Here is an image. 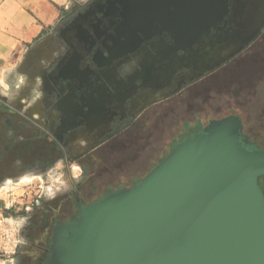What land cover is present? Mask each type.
I'll list each match as a JSON object with an SVG mask.
<instances>
[{"label": "flooded vegetation", "instance_id": "flooded-vegetation-1", "mask_svg": "<svg viewBox=\"0 0 264 264\" xmlns=\"http://www.w3.org/2000/svg\"><path fill=\"white\" fill-rule=\"evenodd\" d=\"M164 1L163 6L155 4L152 19L141 15L142 0H93L74 16L68 27L71 31L64 33L61 54L53 56L54 70L49 72L50 65L42 69L44 94L35 102L42 109L41 118L35 120L40 127L29 128L27 137L16 136L11 146L15 153L21 144L28 145L27 154H23L29 163H0L2 177L16 178L50 163L67 162L66 146L72 141H88L87 145L81 143L84 148L118 130L123 132L130 118L141 113L151 93L182 87L189 73L206 71L248 33L264 32V0H203L195 16L191 0ZM249 5L251 14H246ZM176 20L188 22V32L176 31L171 24ZM191 21H198L199 26L191 28ZM162 22L169 23L173 31L160 30ZM201 121L182 120L168 139V151L182 137L202 132L211 120L206 125ZM182 131L188 132L184 135ZM12 156L9 148L2 154L4 158ZM141 178L128 185L95 184L89 193L76 189L70 196L69 214L57 222L77 219L82 206L126 189ZM260 186L264 192V185Z\"/></svg>", "mask_w": 264, "mask_h": 264}, {"label": "water", "instance_id": "water-1", "mask_svg": "<svg viewBox=\"0 0 264 264\" xmlns=\"http://www.w3.org/2000/svg\"><path fill=\"white\" fill-rule=\"evenodd\" d=\"M161 2L142 0L141 15L152 19ZM199 2L189 1L194 16ZM171 24L188 32V22ZM172 26L162 22L160 30ZM260 134L244 135L239 118L229 115L182 137L137 183L57 223L42 264H264Z\"/></svg>", "mask_w": 264, "mask_h": 264}, {"label": "rangeland", "instance_id": "rangeland-1", "mask_svg": "<svg viewBox=\"0 0 264 264\" xmlns=\"http://www.w3.org/2000/svg\"><path fill=\"white\" fill-rule=\"evenodd\" d=\"M92 1L76 0L59 6V19L45 29L42 39L33 43L35 49L44 48V55H35L29 61L30 64L34 61L26 74L32 80L28 92L32 101L40 102L42 96V69L50 65L49 72L54 70L53 56L61 54L64 33L71 31L68 27L74 16ZM249 7L246 14L250 13ZM188 76L182 87L151 93L141 113L130 118L123 132L118 130L84 148L81 143L87 145L88 141H72L66 146L67 162L50 163L10 181L0 173V218L6 220L0 225L5 230L0 235V264H42L48 254L53 226L66 218L72 208L71 194L76 189L89 193L95 184L128 185L144 177L164 159L162 156L169 150L168 139L184 119L193 120L197 115L218 120L244 114L247 126L243 134L254 139L262 137L264 32L248 33L206 71ZM14 86L13 90L20 93L22 85L17 82ZM258 182L264 185V178L260 177ZM7 228L12 229V240L6 238Z\"/></svg>", "mask_w": 264, "mask_h": 264}, {"label": "crops", "instance_id": "crops-1", "mask_svg": "<svg viewBox=\"0 0 264 264\" xmlns=\"http://www.w3.org/2000/svg\"><path fill=\"white\" fill-rule=\"evenodd\" d=\"M70 1L76 0H0V163H29L28 145L21 144L15 153L11 146L16 136L27 137L29 128L40 127L34 120L41 118L42 109L28 97L32 80L26 74L34 64L30 58L44 55V48L32 45L59 19L58 7ZM17 82L23 87L20 93L13 90ZM8 148L13 156L2 157Z\"/></svg>", "mask_w": 264, "mask_h": 264}, {"label": "trees", "instance_id": "trees-1", "mask_svg": "<svg viewBox=\"0 0 264 264\" xmlns=\"http://www.w3.org/2000/svg\"><path fill=\"white\" fill-rule=\"evenodd\" d=\"M237 117L239 118V120H240V122H241V131H242V133H244V131H245V127L247 126V123H246V116L244 115V114H240V115H237ZM194 118H199L200 120H202L201 122V124H205V123H207V122H209L210 120H211V118L210 117H205V118H200L199 116H197V115H194ZM218 119H221V118H218ZM213 120V119H212ZM198 126V125H197ZM200 126V125H199ZM198 126V127H199ZM202 126V125H201ZM189 135H191V134H189ZM177 138V137H176ZM176 138H174V139H176ZM173 143V142H172ZM169 152L170 151H168L166 154H164V156H162L163 158H165L168 154H169ZM160 162V161H159ZM157 163V162H156ZM158 164V163H157ZM156 164V165H157ZM156 165H154V167L156 166ZM153 167V168H154ZM152 168V169H153ZM149 173V172H148Z\"/></svg>", "mask_w": 264, "mask_h": 264}, {"label": "built area", "instance_id": "built-area-1", "mask_svg": "<svg viewBox=\"0 0 264 264\" xmlns=\"http://www.w3.org/2000/svg\"><path fill=\"white\" fill-rule=\"evenodd\" d=\"M5 223H6V220L0 218V225H4ZM11 230H12V229L7 228L8 233L6 234V238H8L9 240H10V238H11L10 235H12V231H11ZM3 232H5V230H3L2 228H0V235H1V236H3ZM11 240H12V238H11Z\"/></svg>", "mask_w": 264, "mask_h": 264}]
</instances>
